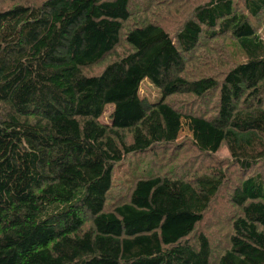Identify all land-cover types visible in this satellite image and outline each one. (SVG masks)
Wrapping results in <instances>:
<instances>
[{"label": "trees", "instance_id": "16d2710c", "mask_svg": "<svg viewBox=\"0 0 264 264\" xmlns=\"http://www.w3.org/2000/svg\"><path fill=\"white\" fill-rule=\"evenodd\" d=\"M262 20L264 0H0V264H264ZM218 37L245 60L197 69ZM156 148L188 172L144 171Z\"/></svg>", "mask_w": 264, "mask_h": 264}, {"label": "rangeland", "instance_id": "374dc122", "mask_svg": "<svg viewBox=\"0 0 264 264\" xmlns=\"http://www.w3.org/2000/svg\"><path fill=\"white\" fill-rule=\"evenodd\" d=\"M139 5V4H137ZM140 7L132 9V21H137L138 10ZM152 9V8H151ZM256 31L261 39L264 41V21L262 20L259 25H256ZM225 53L226 55L222 54ZM193 63L197 67H206L210 63L215 64L216 68H219L218 65H223L228 61V65H231V62H241L245 60L243 53L240 51L238 46L234 43V41L230 39H226L225 37H218L216 39L208 41L205 45H199V48L193 55ZM231 61V62H230ZM203 63V64H200ZM190 67V66H189ZM202 68H200L201 70ZM139 93L142 97H144L149 102H156L160 98V93L156 87H154L147 79H144L140 84ZM206 105L211 106L214 102L212 97L208 96L206 99L203 100ZM112 105H107L103 115L101 117L102 121L108 122V112L112 109ZM200 107H202L200 105ZM105 122V123H106ZM193 124L189 123L188 121L182 120V125L179 131V138L177 140H181L184 136H192L193 132ZM156 157L155 156H148L144 158L145 161L150 159L152 162L151 164L146 167L145 170L154 169L157 170L161 166H163V171L168 170L170 174H184L187 171L186 166H175L171 162L167 161L164 156H162V148L155 149ZM219 158H226V149L221 148L219 153L217 154ZM154 158V159H153ZM133 164V159L128 158L123 160L122 163L118 168H116V176L115 178H120L126 184L127 179L130 178L129 171L131 170V165ZM192 166V165H191ZM193 167V166H192ZM142 168H137V171H141ZM188 172V171H187ZM122 177V178H121ZM130 180V179H129ZM217 203V202H216ZM220 210H216L215 204L212 205V208L209 210L207 215L205 216L204 220V230L207 229L209 234L212 236V244L213 246L221 247V241L217 240L218 237H223L226 233L229 232V225H228V218L229 215L232 216V213L228 211L226 205H221L217 203ZM206 232V230H205ZM224 241H222L223 243ZM217 243V244H216Z\"/></svg>", "mask_w": 264, "mask_h": 264}]
</instances>
